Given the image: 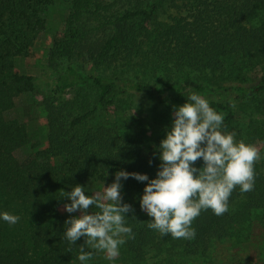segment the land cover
Masks as SVG:
<instances>
[{"label": "trees", "instance_id": "trees-1", "mask_svg": "<svg viewBox=\"0 0 264 264\" xmlns=\"http://www.w3.org/2000/svg\"><path fill=\"white\" fill-rule=\"evenodd\" d=\"M59 1L0 0V213L22 212V206L29 212L25 228L22 215L14 225L0 218V264H72L85 239L76 244L65 239L68 218L59 206L67 198L62 193L79 184L87 194L90 181L104 183L121 169L156 177L157 149L167 129L156 122L150 132L131 123L123 106L130 91L164 102L174 90L181 94L179 105L192 93L217 91L222 100L204 98L224 114L225 132L245 113L246 125L235 138L259 150L254 188L242 193L236 186L223 215L202 210L192 222L195 238L182 242L202 253L226 240L262 250L264 0H69L63 26L56 30L50 13ZM42 31L52 37L45 52L55 74L49 91L36 76L18 69L20 60L36 57ZM22 94L45 120V147L39 146L41 136L33 141L24 119L7 118ZM250 98L254 107L244 112ZM21 148L30 153L24 160L15 155ZM121 182L123 202L136 216L125 218L135 234L124 236L129 253L140 258L146 248L162 251L175 243L171 234L148 227L152 218L140 207L148 181L129 177Z\"/></svg>", "mask_w": 264, "mask_h": 264}, {"label": "clouds", "instance_id": "clouds-1", "mask_svg": "<svg viewBox=\"0 0 264 264\" xmlns=\"http://www.w3.org/2000/svg\"><path fill=\"white\" fill-rule=\"evenodd\" d=\"M223 121V113L215 111L203 96L192 93L186 103L173 106L172 126L157 149L160 165L155 178L121 169L103 191L86 195L79 184L70 192L64 191L62 197L71 201L64 204V210L80 213L65 220V239L76 244L85 237L78 259H91L93 252L85 250L86 244L105 252L106 259L114 260L126 242L124 236L134 238L125 218L128 213L136 216L132 205L123 202L122 179L148 181L140 198L141 210L152 218L148 227L177 239L195 238L192 222L202 210L211 209L217 216L227 212L236 186L242 193L252 191L259 150L244 140L237 142L234 131H223ZM201 158L204 165L198 168L196 162ZM93 206L99 211L90 212ZM0 218L10 225L20 219L7 211L0 213Z\"/></svg>", "mask_w": 264, "mask_h": 264}, {"label": "rangeland", "instance_id": "rangeland-1", "mask_svg": "<svg viewBox=\"0 0 264 264\" xmlns=\"http://www.w3.org/2000/svg\"><path fill=\"white\" fill-rule=\"evenodd\" d=\"M69 0H60L56 3L54 7L51 8L50 20L52 21L53 29L60 30L63 26L64 19L68 13ZM52 37L48 35L47 31H42L39 33L36 40V57L31 59H22L19 61L18 69L21 72L32 74L37 77L39 85L45 90L49 91L53 86L54 72L49 70L45 52L48 47L51 46ZM136 79L135 76H132ZM75 90H68V93L73 95ZM180 93L170 90L168 96L161 102L157 96L152 94H134L132 91L129 92L126 99L123 102L125 109V114L130 116V121L132 124L142 126L150 132L154 129V124L156 122L162 123L166 129L172 126V112L173 106H179L180 104ZM201 96H208L216 99L222 100L219 92H208L204 94H199ZM235 93L231 98L235 97ZM125 97V96H124ZM251 101L246 102L244 112H251L252 107H254V100L250 98ZM113 112V111H112ZM112 112H109L108 118H113ZM245 113H241L239 116V122L237 125L232 127V131L236 133L239 132L240 125H246L244 120ZM7 118L9 119H24L27 122L28 128L34 133L33 141L37 142L41 136L40 147H45L47 145L46 139V127L42 131V126L45 123L37 105L32 103L30 98L22 94L16 99V108L7 113ZM42 134V135H41ZM156 139L157 135L154 134ZM43 137L45 139H43ZM238 142V139L235 138ZM29 151L27 148L18 149L15 155L20 159L24 160L29 156ZM203 159H199L196 162V167H203ZM115 176L110 174L104 183H98L95 181H90L88 183V195H91L97 191H103L104 187L111 184ZM86 194V195H87ZM71 203L70 200L65 199L60 202L59 211L67 218L75 215H79V211L75 213H68L64 210V204ZM94 207L89 209L90 212H94ZM33 209V208H31ZM9 213L13 215H18L21 218L22 215V227H26V221L28 220L29 212L26 210L25 206H22V212H18L14 208L9 209ZM85 239V237H84ZM183 238H179L173 244L165 245L162 251L154 248H146L145 254L137 257L136 253H129V249L121 245L119 248V256L114 260L106 259V253L99 250L90 248L88 251H92L93 255L91 259L85 262H81L76 258L72 264H153L158 262L160 264H171L175 262H183L185 264H264V248L260 250L252 249L253 245L246 242L239 243L238 245H232L230 240L215 242L207 252L202 253V251H192L189 248H185L182 242Z\"/></svg>", "mask_w": 264, "mask_h": 264}]
</instances>
